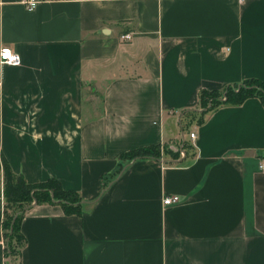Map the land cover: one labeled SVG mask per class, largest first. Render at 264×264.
<instances>
[{"label":"crops","instance_id":"0c3cea01","mask_svg":"<svg viewBox=\"0 0 264 264\" xmlns=\"http://www.w3.org/2000/svg\"><path fill=\"white\" fill-rule=\"evenodd\" d=\"M4 45L22 63H0V264L5 163L82 199L29 209L17 264H264V102L200 104L264 82V0H0Z\"/></svg>","mask_w":264,"mask_h":264},{"label":"trees","instance_id":"16d2710c","mask_svg":"<svg viewBox=\"0 0 264 264\" xmlns=\"http://www.w3.org/2000/svg\"><path fill=\"white\" fill-rule=\"evenodd\" d=\"M259 96L264 102V82L259 79H248L240 84L228 85L224 89L202 90L200 104L206 113L223 103L241 104L250 97ZM163 153L178 155L180 150L161 145H150L132 150L122 155L129 159L160 158ZM5 212L2 223L6 264H17L26 238L21 231V223L26 212L35 205L58 203L66 214L82 215V199L79 194L66 190L57 179L41 183H29L21 174H17L8 163L4 164Z\"/></svg>","mask_w":264,"mask_h":264},{"label":"built area","instance_id":"2783aa9c","mask_svg":"<svg viewBox=\"0 0 264 264\" xmlns=\"http://www.w3.org/2000/svg\"><path fill=\"white\" fill-rule=\"evenodd\" d=\"M40 2L41 0H22V3L28 10L35 9ZM132 38V33H123L120 36V39L125 42L130 41ZM0 63L2 65L18 66L22 63V59L17 51L9 46L4 45L0 48ZM189 136L191 139H195L196 133L194 131H191L189 133ZM179 150L182 155L185 154V150L183 149V147L179 148ZM261 167L264 168L263 163L261 164ZM162 201L165 206H169L178 203L180 201V197L174 194L165 195Z\"/></svg>","mask_w":264,"mask_h":264},{"label":"rangeland","instance_id":"374dc122","mask_svg":"<svg viewBox=\"0 0 264 264\" xmlns=\"http://www.w3.org/2000/svg\"><path fill=\"white\" fill-rule=\"evenodd\" d=\"M86 99L88 101L92 100L91 93H88V95H86ZM192 116H195V118L198 117L197 115H190V117H192ZM189 131H190L189 127H185L184 134H185V137L188 138V139H190V137H189ZM181 147H183L184 150L185 149L187 150V149H190L191 144H190V142L188 140H184L183 143H181V142L180 143H172V142H169V143H165V145L163 146L162 150L165 151L167 148H169V149H171L173 151H176V149H179ZM164 155H166V153H163L162 156H164Z\"/></svg>","mask_w":264,"mask_h":264}]
</instances>
